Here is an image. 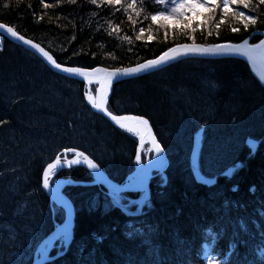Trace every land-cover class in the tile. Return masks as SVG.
Here are the masks:
<instances>
[{"label": "trees", "instance_id": "1", "mask_svg": "<svg viewBox=\"0 0 264 264\" xmlns=\"http://www.w3.org/2000/svg\"><path fill=\"white\" fill-rule=\"evenodd\" d=\"M212 3L185 8L179 19L154 21L153 15L170 11L172 0H0V22L39 43L58 63L85 68L135 65L179 43L262 38L264 2L248 0L245 7L234 0L227 11L223 0L214 9ZM238 12L255 16L256 25L245 30ZM107 109L149 121L168 159L166 176L152 177L141 204V191L65 186L75 210L73 235L66 252L46 264H264V87L245 61L189 57L122 79L114 83ZM199 129L196 169L215 176L213 185L193 176L190 151ZM136 144L133 134L90 108L82 81L1 36L0 198L4 194L10 208L33 197L46 236L63 221L64 210L41 188L45 166L77 148L122 182L134 169ZM228 167L229 177L222 175ZM57 177L93 179L79 166L59 170L50 182ZM59 243L55 251L63 250Z\"/></svg>", "mask_w": 264, "mask_h": 264}, {"label": "water", "instance_id": "2", "mask_svg": "<svg viewBox=\"0 0 264 264\" xmlns=\"http://www.w3.org/2000/svg\"><path fill=\"white\" fill-rule=\"evenodd\" d=\"M2 24L7 25L8 27H12L6 23L0 22ZM13 28V27H12ZM14 29V28H13ZM15 30V29H14ZM16 31V30H15ZM17 32V31H16ZM18 33V32H17ZM0 35H4L8 38H10L13 42L25 47L26 49H28L29 51L33 52L35 55H37L46 65H48V67L50 69H52L53 71L69 77V78H74V79H78L80 81H82L84 83V93L86 91L90 92L96 99H99L100 93L98 91H96L100 85L98 83H96V77H92V83H96L97 87L95 89V91L93 92L91 90V84H88L86 81H84L83 77H78V76H73L67 73H63L59 70H57L56 68H54L49 62H47L35 49H33L31 46L26 45L23 43V41L12 37L10 34H8L5 30L0 29ZM18 35H22L20 33H18ZM25 37V36H24ZM25 39H29L27 37H25ZM32 40V39H30ZM33 43H37L34 40H32ZM225 43V42H223ZM240 43V42H238ZM259 43V42H258ZM39 44V43H38ZM192 45V44H196L197 46H211L213 44H208V45H204L202 43H180V44H176L172 47H176V46H182V45ZM219 44V43H218ZM236 44V43H234ZM42 48H44L43 46H41ZM170 47V48H172ZM169 48V49H170ZM45 51H47L49 53V55H51L53 57V55L44 48ZM168 50V49H167ZM165 50V51H167ZM162 53H160L159 55H161ZM159 55H157L156 57H158ZM175 55V54H173ZM154 57V58H156ZM189 57H201V58H226V57H230V58H238L241 59L243 61H245L249 67L251 68L253 74L255 75L256 79L258 80V82L264 87V79H261L262 74H264V66L260 64L259 61H257L255 63V65L248 60L247 56L242 55L240 53H225V54H199V53H195V54H188L186 56H177L176 59L171 60L170 62L164 63L161 66H159L157 69H160L164 66H167L173 62H176L178 60L184 59V58H189ZM154 58H150V59H154ZM53 59L56 61V59L53 57ZM148 60V59H147ZM146 60L140 62V63H144ZM57 62V61H56ZM58 63V62H57ZM137 63V64H140ZM137 64L135 65H131V66H126V67H135ZM62 66L64 67H78V66H68V65H64L62 64ZM96 67H102V68H106L103 66H96ZM121 68H125V67H121ZM108 70H113L115 68H106ZM155 69V70H157ZM154 71V70H151ZM151 71H146V72H142V73H137V74H133L131 76L128 77H120L118 79H114L109 90H108V94L105 97V103H104V108L103 109H95L92 107V105L88 102L87 98L85 97V101L86 103L90 106V108L102 115L104 118H106L108 121L112 122L113 124H117L115 121L111 120L110 116H108L106 113L110 112L107 109V102L109 99V96L111 94V90L112 87L114 85V83L122 80V79H127V78H132V77H137L146 73H149ZM111 113V112H110ZM112 115H116V116H132V117H137V118H142L143 120L147 121V127L145 128L144 126V133H138L137 131H133L136 133V137H137V144H136V155L139 154L140 155V160L137 161V165L135 170L138 169V167H140V173L143 176L142 180L138 182L137 185L134 184V180L126 183V182H116L113 179H111L107 173L98 165L97 162H95L93 159H91L87 154L81 152V151H77L75 156L69 159H61V158H55L53 159L49 164H53L54 167L49 169L48 168V164L46 165V167L43 170L42 173V188L44 189L45 193L48 195L50 201H56L60 204L63 205L64 210H65V217L64 220L56 225L54 227V229L45 237V239L42 240L40 246H42L43 244H46L47 247L44 251V253L39 257V258H35L31 264H44L45 262L51 261L53 259H55L57 256L63 254V252L65 251V249L67 248L68 243L70 242L71 238H72V231H73V224H74V215H75V210H74V205L72 203V201L70 200V198L65 194V192L62 190L61 186H69V185H91V184H100V185H104L107 187L112 188L113 190L117 191V192H134V191H143L145 192V196L142 197L140 199V202L142 203L145 199H147L150 195L149 192V184H150V180H151V176L152 173L154 171H157L159 173H162L165 176V171L167 169L168 166V159L164 153V150L159 142V140L157 139L154 130L151 126V124L149 123V121L141 116H137V115H133V114H113ZM130 122L133 126L134 129L135 128H139L138 124L135 121H128ZM141 134L143 135V142H141ZM144 139H146V141L149 143L150 148L153 151L152 157L149 159H146L145 162L142 161L141 158V152H142V146L144 143ZM155 140L156 144L159 145L160 149L162 151L160 152H156L155 146L153 145L152 141ZM246 142L248 144H250L251 146L256 147L258 145V141L252 138H248L246 140ZM199 134L195 135L194 138V142H193V147H192V151H191V159H192V164L194 166L197 167V163H198V153H199ZM70 161H76V163H72L70 164ZM88 161H91L94 165H96V167L94 168H89L88 166ZM76 166H80L83 167L85 169H87L92 176L94 177L93 180L91 181H73V180H67L64 178H57L55 179L52 183L49 182V186L47 188L44 187V173L47 172V176L49 177V173L51 170L56 169V170H61V169H69L72 167H76ZM232 172L231 168H228L227 170H225L223 172V174L230 176ZM194 177L196 179L197 182H201V183H207L209 185L213 184L216 180L215 177H207L204 175H201L199 172H195L194 173ZM49 180V179H48ZM67 232L68 233V241L65 245V249L64 251H62L61 253H57L53 256L49 255L50 249L54 243V241L57 239V237H59L62 233Z\"/></svg>", "mask_w": 264, "mask_h": 264}, {"label": "snow or ice", "instance_id": "3", "mask_svg": "<svg viewBox=\"0 0 264 264\" xmlns=\"http://www.w3.org/2000/svg\"><path fill=\"white\" fill-rule=\"evenodd\" d=\"M74 2V0H73ZM109 3H118V0H108ZM160 3H163L164 0H159ZM234 2V0H223L224 10L227 11L230 3ZM240 3L244 4L245 7L248 6V0H239ZM264 2V0H261ZM91 3L95 5L97 0H91ZM173 7H171L170 11L167 12H159L152 16V20H156L157 16L160 17H171V18H182L185 14L182 11L185 8H191L193 5H199L201 7H208V0H172ZM134 3H129L128 7L132 8ZM218 5L216 0H213L211 4V8H216ZM5 8L8 7V4L4 5ZM237 17L242 19L243 27L245 30L249 28V25H256L257 20L255 16H245L243 12H238L235 14ZM0 29L5 30L12 37H15L24 44L31 46L35 49L47 62H49L54 68L57 70L67 73L73 76L83 77L84 81L88 84H91L92 77H96V83L100 85V87L96 90L100 93L99 99H96L90 92L86 91L84 96L87 98L88 102L95 109H103L105 103V97L108 94V90L114 79H118L120 77H128L133 74L142 73L146 71H151L157 69L164 63L170 62L171 60L176 59L177 56H186L188 54H225V53H240L242 55L247 56L248 60L251 61L254 65L257 61L260 62L261 65H264V39H261L259 43L250 44L248 39H243L240 43H219L213 44L211 46H197L196 44L192 45H182L176 46L168 49L167 51L162 52L161 55L154 59H148L144 63L137 64L135 67H125V68H115L113 70H108L102 67H64L61 63H57L51 55L44 48L41 47L38 43H33L30 39H25L23 35H18V33L12 28L8 27L5 24L0 23ZM233 32H237V28L232 29ZM175 54V55H173ZM261 79H264V74H262ZM110 116L111 120L115 121L121 127H124L125 121H135L137 124L144 125L147 127V121L142 118L132 117V116H116L112 115L110 112L106 113ZM137 131L140 133L139 128L133 129L129 127V131ZM141 142H143V135L141 134ZM155 146L156 152L162 151L159 145L156 144V141H152ZM136 160H140V155H136ZM76 163V161H70V164ZM89 168H94V165L91 161H88ZM53 164H48V168H53ZM44 187L47 188L49 186V180L47 176V172L44 173Z\"/></svg>", "mask_w": 264, "mask_h": 264}, {"label": "rangeland", "instance_id": "4", "mask_svg": "<svg viewBox=\"0 0 264 264\" xmlns=\"http://www.w3.org/2000/svg\"><path fill=\"white\" fill-rule=\"evenodd\" d=\"M190 17L196 19L199 16L197 13H191ZM168 23L175 24L174 21ZM147 150L148 146L143 148V158ZM5 199L3 194V198H0V264H24L31 260L36 247L45 239V234L40 232V224L37 220L39 218L37 208L40 207L38 204L36 206L33 197L27 198L17 208H10ZM59 238L57 237L55 243ZM61 238L63 243L66 236ZM205 254H207L206 246Z\"/></svg>", "mask_w": 264, "mask_h": 264}, {"label": "bare ground", "instance_id": "5", "mask_svg": "<svg viewBox=\"0 0 264 264\" xmlns=\"http://www.w3.org/2000/svg\"><path fill=\"white\" fill-rule=\"evenodd\" d=\"M263 39H264V36H263ZM264 66V65H263ZM124 127H121L119 124H117V126L116 127H118V129L120 128V129H122V130H124V131H126L127 133H131L132 131H129V127H132L133 129H134V126L130 123V122H128V121H125L124 122ZM138 127H139V129L141 130L140 132L141 133H144V126L143 125H140V124H138ZM134 131V130H133ZM196 134H199V147H201V143H202V139H203V130L202 129H199V130H197L194 134H193V137H192V144H191V151H192V147H193V142H194V138H195V135ZM146 141V139H144V142ZM71 151H73L74 153L75 152H77V151H80V150H78L77 148H72V149H68L67 150V152H71ZM191 151H190V153H191ZM65 150H63L62 151V156H64V154H65ZM58 158H60L61 156H57ZM56 157V158H57ZM135 157H136V155H135ZM68 159V158H67ZM46 167V166H45ZM80 167V166H79ZM44 170V169H43ZM139 168L137 169V170H135V172H134V177H135V180H137L138 182L139 181H141L142 180V175H141V173L139 172ZM42 173H43V171H42ZM165 175H166V171H165ZM222 175H225V174H222ZM154 176H162V177H165L162 173H159V172H157V171H154L153 173H152V176H151V179H152V177H154ZM225 176H227V177H229L228 175H225ZM42 178V177H41ZM50 178H51V176H50V174H49V177H48V179L50 180ZM216 181H217V179L215 180V182L213 183V184H215L216 183ZM212 184V185H213ZM41 188H42V183H41ZM42 190L44 191V189L42 188ZM45 192V191H44ZM134 192H137V191H134ZM149 192H150V184H149ZM119 229H120V231H122V232H125L126 234H127V236L128 235H131V233L129 232V230L128 229H126V228H123L122 226L121 227H119ZM128 231V232H127ZM93 231H90V233H92ZM103 233V232H102ZM42 242V241H41ZM41 242L38 244V246L36 247V249H35V251H34V254H33V256H32V258H31V260H28V261H30V263L29 264H31L32 263V261L35 259V258H39L43 253H44V251H45V249H46V247H47V245L46 244H43L42 246H40V244H41ZM56 250V249H55ZM54 250V246H52L51 247V249H50V252H49V255L50 256H53V255H55L56 253H57V251H55ZM26 263H28L27 261H26ZM47 262H45L44 264H46Z\"/></svg>", "mask_w": 264, "mask_h": 264}]
</instances>
